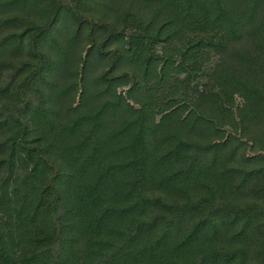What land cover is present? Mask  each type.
<instances>
[{
    "label": "trees",
    "instance_id": "obj_1",
    "mask_svg": "<svg viewBox=\"0 0 264 264\" xmlns=\"http://www.w3.org/2000/svg\"><path fill=\"white\" fill-rule=\"evenodd\" d=\"M0 264H264V0H0Z\"/></svg>",
    "mask_w": 264,
    "mask_h": 264
}]
</instances>
